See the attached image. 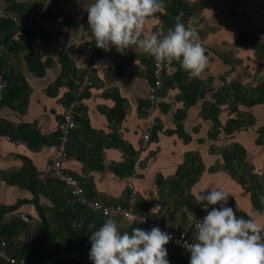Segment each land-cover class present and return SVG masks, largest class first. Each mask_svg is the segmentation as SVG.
<instances>
[{
    "label": "crops",
    "instance_id": "obj_1",
    "mask_svg": "<svg viewBox=\"0 0 264 264\" xmlns=\"http://www.w3.org/2000/svg\"><path fill=\"white\" fill-rule=\"evenodd\" d=\"M182 1L191 10L186 25L190 22L197 28L207 49L206 54L209 55L202 77L190 78L188 75L187 79V83L192 80L202 83V92L193 101L186 98L179 83L174 82L166 89L164 86L159 92V101L153 111L157 124L156 135H152L147 146L141 148L142 133L151 124L145 109L149 103L148 94L153 81L154 58L132 49L126 50L124 54L115 47L111 51L102 49L100 57L91 64L93 87L88 92L89 97L85 98L78 109L87 120V126L83 128L82 123L77 122L69 140L71 152L64 160V165L80 180L91 198L100 200L105 205L126 204L135 191L138 200L142 196L151 203L149 213L159 204L162 214L168 213V216L174 217L181 212L177 210L171 213L174 203H177L176 197L172 192L170 197L174 198H168L174 200L173 204L168 199V204L162 205L157 175L161 174L168 180L165 184L167 188L162 192L171 191V183L178 178L177 171L183 164L185 155L196 153L203 162L205 171L190 189V193L195 196L209 185L215 184L232 194L229 196L228 205L235 209L237 203L239 204L241 211H237V216L247 218L246 213L255 214L260 217L259 222L264 223V206H255L251 191L224 168L211 170L225 165L222 158L224 149L227 144L237 142L246 150V160L254 166V172L264 174V144L256 143L258 128L264 127V103L250 107L236 105L232 97L229 99L226 96L227 100L219 107L218 120L222 127L238 113H250L254 123L247 128L234 130L232 134L225 135L220 131L216 139L210 138L213 124L209 117H204L207 113L202 112V108L215 104L217 97L222 98V90L233 81L241 82L245 86L264 83V60L250 46L251 38L244 41L239 34L243 32L254 36L259 52H263L264 57V0ZM90 2L91 0H0L1 8L11 14L19 12L21 16L39 3L46 4L50 10H57L56 13H44L34 20L32 30L37 35L30 39L28 46L17 53L9 52L3 43V37L13 32L12 24H0V60L5 59L7 63L4 73L22 75L30 87L25 97L24 89L22 97L17 94L13 97V93L6 92L5 99L0 104V206H14L24 201L16 210L6 215V218H18L29 224L40 221L39 212L32 202L34 194L25 186L35 183L41 188L39 205L44 210L47 222L51 228L65 236L68 233L66 222L74 213L69 212L70 215L67 214L64 218L59 213H67L75 200L67 194L66 187L61 185L62 188H55L49 180L53 178V150L50 146L56 140L63 108L75 97V87L70 83L71 73L69 67H65L64 60L77 70V78L87 70L86 58L78 48L80 41L77 33L80 24L83 26L85 42L88 45L95 42L88 26V15L79 17L74 13L76 9L86 8ZM155 23L156 15L145 25L149 33L155 30ZM26 56L45 63L44 75H38L30 68ZM178 65L180 64H176V61L167 63L166 78L177 71ZM58 81L61 84L57 85ZM22 85L21 82L19 88ZM72 95L73 98L70 99ZM117 95L124 100L122 105L125 109V116L118 124L107 117V113L116 104ZM186 102L192 103L184 109ZM177 110L185 113L179 122L183 133L190 139L187 143L173 132L176 128L174 115ZM22 125L35 128L44 140L43 146L32 148L25 142L6 139L7 128L17 129ZM166 130L172 132L167 133ZM114 135L136 152L133 174L126 177L117 176L112 166L124 163L128 151L102 146V143L110 141ZM90 165L96 168H91ZM97 165H101L103 169L97 170ZM14 174H20L18 182L7 181L6 178ZM210 191L211 188H208L203 194L207 195ZM231 199H234L235 205ZM208 207L211 210L219 205ZM197 210L207 215L202 205L198 204ZM27 215L30 216L29 219ZM118 225L121 231H125L130 224L121 221ZM71 226L76 229L81 224L74 220ZM69 238L71 239L70 235ZM23 239V233H20L15 244L20 246ZM75 247L80 254V260L83 257V261L93 264L83 254L86 248H78L77 244ZM165 247L167 251L174 252L168 245ZM90 249L91 245L87 247V250ZM189 260L187 257L182 260L178 255L174 262L187 264Z\"/></svg>",
    "mask_w": 264,
    "mask_h": 264
},
{
    "label": "trees",
    "instance_id": "obj_2",
    "mask_svg": "<svg viewBox=\"0 0 264 264\" xmlns=\"http://www.w3.org/2000/svg\"><path fill=\"white\" fill-rule=\"evenodd\" d=\"M165 3V11L164 13H157L159 18L161 19L162 25H163V32H167L169 28H173L175 24L174 17L181 11L184 12L183 22L186 24L188 17L190 15V8L187 6V3L183 2L182 0H164ZM15 13V12H13ZM20 15V13L18 12ZM0 24L3 25H9L10 21L8 20H0ZM240 39L242 40H248V38H251L249 41L250 46L254 49L256 55L264 60V57L262 56V53L259 51V46L257 47V43L255 41V37L252 35H249L247 33H239ZM37 33L35 31H29V29H25L23 31V34L20 38L19 42L11 43L10 44V37L5 35L3 37V43L6 45L7 50L11 53H17L18 50L21 48H24L25 46H28V43L32 37L36 36ZM264 45V44H263ZM90 47V53L92 55V62L96 58L100 57L101 53L100 51L102 49L96 47L95 42H92ZM26 60L28 61V64L32 70L38 74V75H44L45 73V63L41 62L31 56H26ZM175 62V61H174ZM65 67H69V71L71 73V84L74 85V80L77 78V70L70 65V63L65 59L64 60ZM177 64V62H176ZM6 60L1 59L0 60V76L2 80H6L8 82V88L6 92H10V94L13 93V97L15 94L19 95V97H22V92L24 89V97L27 95L30 87L28 86L27 82L25 81L24 77L22 75H19L18 73H12L10 72V75L5 72L6 68ZM166 69H165V79L163 88L165 86V89L172 85L174 82L179 83L180 87L184 91V94L186 98H190L191 100H196V97L198 94H200L201 88L203 86L202 83L198 81H189L187 83L188 79V73L185 72L180 65H178L177 71L170 76L167 77V62H165ZM153 74V73H152ZM61 80V79H60ZM23 83V85L19 88V84ZM154 82V78L152 83ZM61 84V81H58L57 85ZM162 88V89H163ZM161 89V90H162ZM160 90V91H161ZM159 91V92H160ZM223 97H217L215 104H210V107L202 108V112H206L207 115L204 117H209L213 124V131L210 132L209 136L211 139H216L217 136L220 134V131H223L224 134H232L233 131L241 130L242 128H247L248 126L252 125L254 123L253 116L250 113H238V115L235 118H230L226 121L225 126H221L218 115L220 113L219 107L225 103V100H227L225 97L227 96L229 99L230 97L233 98L234 103L236 105L238 104H244L246 106H254L256 104L264 103V83L258 84L257 86H245L241 82L233 81L229 84H227L224 89L222 90ZM12 96V95H11ZM12 97V98H13ZM88 93L85 95V98H88ZM183 97V96H182ZM73 98V95L70 99ZM116 104L114 108L107 113V117L110 121L118 124L120 123L124 116H125V109L122 104H124V100L120 98L119 95L116 97ZM184 98V97H183ZM85 100V99H84ZM232 100H230L231 102ZM192 103V102H191ZM191 103L186 102V106H184V109H187L188 106L191 105ZM149 104V103H148ZM79 109V108H78ZM185 116V113L183 110H177L174 117L176 120V128L173 132L177 133L179 137L183 139V142L187 143L190 141V139L183 133L182 125L179 122V119L181 120ZM76 121L81 122L83 128L87 126V120L82 116L79 112L76 114ZM156 127H152L151 130V136L156 135ZM83 131V129H80ZM167 133H171L172 130H166ZM7 137L12 141H19V142H25L28 146L32 148H37L42 145V142L44 141L42 137H40L36 131L35 128L22 125L18 127L17 129H6ZM258 137L256 138V143L258 144H264V127L258 128ZM58 134V133H57ZM57 137V136H56ZM56 141V140H55ZM54 143V142H53ZM44 144V143H43ZM102 146L106 147H116L119 149H122L123 151H128V154L125 156L124 163L122 164H116L112 166V169L114 173L119 177H126V175L133 174L134 171V163H135V155L136 152L132 149L130 145L123 142L121 139H118L116 135L112 137V139L108 142L102 143ZM68 155L71 151H69V144L67 146ZM223 161H225L224 166H217L216 168H212L211 170H217L224 168L227 170L232 177L237 180L242 186H244L247 190L251 191L253 202L255 206L261 208L264 206L259 200V196H261V193L264 194V187L262 182L260 181V174L254 172V166L246 160V150L242 145H240L237 142H233L230 144H227L226 148L224 149L222 153ZM91 168H96L92 165H90ZM103 167L101 165H97V170H102ZM205 171V167L203 162L200 161V158L198 154L196 153H188L185 155V160L183 164H181L177 171V179H174V182L171 183V191L163 193L162 191L167 188L165 185L168 181L165 179L161 174L157 175V185L160 188V200L162 201V205L168 204V197H170L173 193V195L176 197L177 203H174L175 207L173 208V212L175 213L177 210H181V216L180 218L184 217L187 213L196 212L197 216L200 220H202L206 214H202L201 211H198V204L196 203V200L194 199V196L190 193V189L199 181L201 178L203 172ZM20 174H14L10 178H6L7 181L11 183L18 182ZM52 183V185L55 188H62V186L66 187L68 189V195L73 198L74 204H71L69 209H67V213L61 212L59 213V216L64 218L69 212L74 213L73 216L68 217L69 221L66 222V230L67 235L60 234V231L51 228L50 224L47 222V219L44 214L43 208L39 205V193L41 192V188L37 187V184L35 183H28L25 184L26 187L30 188L31 191L34 194L33 197V204L36 206L39 215H40V221L33 222L32 224H29L28 222H24L21 219L18 218H10L7 219L6 215L12 213L14 210H16L20 205L24 203V201H20L19 203H16L14 206H0V243L4 242L6 244L7 252L16 257V258H30L37 261H43L48 262L49 264H90L88 261L85 262L79 259L78 250L76 249V244L78 248L83 247L86 248L85 252L83 254L86 255V258L89 257L90 250H87V247L91 245L90 241V235L94 231L98 230L104 223V218L101 216V214L96 213L87 207L83 206L79 199L73 194L72 190L66 186L62 181H60L58 178H56L53 175L52 179H49ZM250 182V183H249ZM249 184V185H248ZM62 185V186H61ZM82 185V184H81ZM57 186V187H56ZM83 187V186H82ZM84 189V188H83ZM173 192V193H172ZM85 194L89 196L86 192ZM90 197V196H89ZM95 201H100L94 198H91ZM165 199V200H164ZM179 202V203H178ZM231 202L235 205L234 199H231ZM107 204V203H106ZM109 205V204H108ZM118 205V204H115ZM126 205V204H121ZM151 206V203L145 199L144 197H140L138 200V206L137 209L140 213L148 214L150 215L148 208ZM231 207L230 205H228ZM74 208V211H71ZM152 217V215H150ZM77 220L79 224H81L80 227L74 229L71 226V223ZM117 222H121L120 219L116 218ZM139 226L135 223L130 224L125 231L131 232L132 228ZM23 231V232H22ZM23 233V240L20 246L18 244H15L16 237ZM71 239L69 238V235ZM61 237V239H59ZM194 237V238H193ZM190 238L193 240L195 239V231L193 230L190 233ZM195 241V240H194ZM75 242V243H73ZM75 246H74V245ZM168 245V244H167ZM92 246V245H91ZM44 247H47L44 249ZM174 247L172 250L174 252L168 251V260L170 264H177L174 262L175 259H178V255L181 257L182 260L189 258L190 255L185 254L181 252L177 247ZM177 256V257H176ZM32 257V258H31ZM0 264H8L5 262L0 261ZM187 264H190V260L187 261Z\"/></svg>",
    "mask_w": 264,
    "mask_h": 264
},
{
    "label": "clouds",
    "instance_id": "obj_3",
    "mask_svg": "<svg viewBox=\"0 0 264 264\" xmlns=\"http://www.w3.org/2000/svg\"><path fill=\"white\" fill-rule=\"evenodd\" d=\"M165 7L164 0H91L85 10L96 47L105 51L115 47L121 54L132 49L157 63L176 61L190 78H201L209 55L197 28L183 22V11L174 17V27L166 33L146 30L148 20L164 13ZM208 188L211 191L203 194ZM230 195L213 184L194 196L207 215L202 220L189 218L195 227V242L184 244L190 252V264H264V223L255 214L237 216L241 209L238 203L235 209L228 206ZM259 200L264 204V195ZM215 205L219 207L209 210L208 206ZM160 213L157 204L150 215ZM172 239L158 226L121 231L117 220L108 218L90 235L89 258L93 264H170L165 246Z\"/></svg>",
    "mask_w": 264,
    "mask_h": 264
},
{
    "label": "built area",
    "instance_id": "obj_4",
    "mask_svg": "<svg viewBox=\"0 0 264 264\" xmlns=\"http://www.w3.org/2000/svg\"><path fill=\"white\" fill-rule=\"evenodd\" d=\"M83 9H76L75 14L79 17H86L87 11ZM56 13L57 10H50L46 4L39 3L32 6L27 10L25 15L21 16L17 13H9L0 6V20H8L13 26V32L10 37V44L20 41V38L25 29L32 30L34 20L44 13ZM155 32L163 31V25L159 16H156ZM83 26L80 24L78 29L79 37V50L84 55L87 62V70L81 76L74 80L75 97L70 103H67L63 108L61 114V120L58 122L56 141L50 146L53 150L52 169L53 175L68 186L73 194L79 199L80 203L88 209L101 214L104 218V222L108 218H118L126 224H137L140 228L150 230L154 226H158L162 231L167 232L173 236V239L169 242V245L177 247L181 252L190 255V252L184 247L185 242H195L190 238V233L194 230V224L189 220L190 217H195L191 213H187L184 217H164L162 213L159 215H152L140 213L137 209L138 197L136 192H132L129 196L126 205H105L101 201H95L90 199L85 194L81 182L78 178L74 177L64 165V160L68 157L67 146L69 144L72 131L76 128V114H78V108L81 103L84 102L85 95L93 87L92 80V55L90 53V47L85 42L83 36ZM153 78L154 82L151 84L148 94L149 104L146 106L147 117L151 120V124L142 133L141 148H145L151 138L152 127L156 125V121L153 116L155 106L159 101V91L163 88L165 79L166 65L164 63H157L153 59ZM8 88V82L6 80H0V104L5 99V93ZM1 124V116H0ZM6 139H9L6 136ZM151 213V212H150ZM140 219H144L146 222L139 223ZM197 219V218H196ZM0 261L8 264H49L48 262L37 261L30 258H16L7 252L6 244L0 243Z\"/></svg>",
    "mask_w": 264,
    "mask_h": 264
},
{
    "label": "rangeland",
    "instance_id": "obj_5",
    "mask_svg": "<svg viewBox=\"0 0 264 264\" xmlns=\"http://www.w3.org/2000/svg\"><path fill=\"white\" fill-rule=\"evenodd\" d=\"M258 174H259V173H258ZM260 176H261L260 181H261L262 184H263V183H264V174H263V175L260 174ZM249 183H250V182H249ZM248 185H249V184H248ZM263 187H264V184H263ZM262 193H263V192H262ZM262 193H261V195H264V194H262ZM170 198L173 199L174 197H170ZM173 202H174V200L169 199V203H170V204H173ZM169 214H170V213H169ZM191 214L194 215L198 220H200V219L198 218L199 216H198L195 212H192ZM162 215H163L164 217H172V216H170V215L168 216V213H166V214L163 213ZM179 216H181V212L179 213ZM197 216H198V217H197ZM193 240H195V239H193ZM168 246L171 247V248H174V247H172V246L169 245V244H168Z\"/></svg>",
    "mask_w": 264,
    "mask_h": 264
},
{
    "label": "water",
    "instance_id": "obj_6",
    "mask_svg": "<svg viewBox=\"0 0 264 264\" xmlns=\"http://www.w3.org/2000/svg\"><path fill=\"white\" fill-rule=\"evenodd\" d=\"M27 218L29 219V218H30V216H29V215H27Z\"/></svg>",
    "mask_w": 264,
    "mask_h": 264
}]
</instances>
